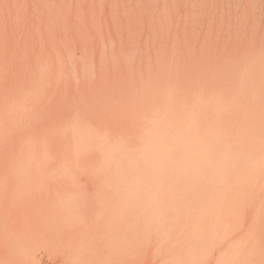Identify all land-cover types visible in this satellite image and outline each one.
Instances as JSON below:
<instances>
[{
	"label": "rangeland",
	"instance_id": "obj_1",
	"mask_svg": "<svg viewBox=\"0 0 264 264\" xmlns=\"http://www.w3.org/2000/svg\"><path fill=\"white\" fill-rule=\"evenodd\" d=\"M72 201L125 214L127 264H264V0H0V264L57 263L18 228Z\"/></svg>",
	"mask_w": 264,
	"mask_h": 264
},
{
	"label": "bare ground",
	"instance_id": "obj_2",
	"mask_svg": "<svg viewBox=\"0 0 264 264\" xmlns=\"http://www.w3.org/2000/svg\"><path fill=\"white\" fill-rule=\"evenodd\" d=\"M59 189L62 194L68 189V187L67 185L60 184ZM84 203V206H79V202L75 203V201H72L70 204V208L72 210L71 214H60L57 215L56 218H53L51 222L49 220L46 223V230L43 224L42 226L44 228L41 227L39 221L38 226L33 224L31 227H28L30 224L25 220V218H23L20 221L22 225H20L18 228V234L20 235L21 239L16 241L17 245L20 246L22 241L25 239L26 243L28 244L27 254L42 253L46 256H49V258L52 257L57 260V263L55 264H86L92 258L96 259L97 264H105L104 262H106L108 259L111 260V263L109 264H127L128 260H130L131 256H133V253V258H137L139 256L144 258L146 257V254H144L143 251L139 252L140 249H143L141 244L135 241L132 242L128 223L125 220L126 217L124 213L120 214L119 219L115 220L110 207H95L93 203ZM216 215L217 212L210 214L208 219L204 222L207 223V226L210 229L219 228L216 231H220L224 237L229 238L226 225L227 221L229 220L223 218V211H221L218 215V220L223 222V226H221L216 221ZM198 216L199 213L195 212L192 220L195 221L198 228L201 229L202 223L197 222ZM199 217L201 218V215ZM151 226L155 230L154 236L155 239L159 241V245H164V242L162 241V235L158 234L157 228L154 226V224ZM104 227H106L107 231H111V233H113L112 237L110 238V241H113L111 247L105 245L102 249H100L99 247H96L98 245L97 243L96 246L94 245L95 242L91 245L88 242H84V245H81V235H83L84 231L93 240H95L94 238L100 237L98 235H100L101 231L104 230ZM149 227L150 225H148L145 220L136 223V228H138V231L148 232ZM95 228L96 231H92ZM86 230H88L89 233ZM100 240H103L102 243L108 244L106 238ZM233 243L234 246H237L238 244L236 241ZM241 247L243 250H238V252L234 253L229 260L224 262V264H258V255L252 250L253 244L249 243L248 245ZM181 253L183 256H185L184 251H181ZM93 264L96 263L94 262Z\"/></svg>",
	"mask_w": 264,
	"mask_h": 264
}]
</instances>
